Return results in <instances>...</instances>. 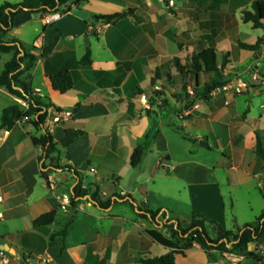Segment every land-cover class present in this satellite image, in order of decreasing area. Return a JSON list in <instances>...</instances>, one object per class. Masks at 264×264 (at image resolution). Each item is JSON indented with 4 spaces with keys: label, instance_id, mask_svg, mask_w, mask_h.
I'll use <instances>...</instances> for the list:
<instances>
[{
    "label": "crops",
    "instance_id": "crops-1",
    "mask_svg": "<svg viewBox=\"0 0 264 264\" xmlns=\"http://www.w3.org/2000/svg\"><path fill=\"white\" fill-rule=\"evenodd\" d=\"M21 1L0 0V5ZM98 1L120 6L121 10L114 13L135 9L139 22L126 17L113 25H99L97 35L93 36L88 34L85 19L74 14L62 16L55 21L62 38L50 55L37 60L32 87L49 99L51 108L66 114L51 132L55 141H61L67 129L83 131L77 141L63 149L62 157L66 160L62 163L81 172L84 178L93 175L92 183L98 185V200L107 205L101 207L85 196L68 213L59 210L57 190L67 187L71 192L78 179L68 172L52 173L50 177L57 187L51 190L40 176V150L30 139V134L40 133H36L31 124L19 122L10 130H0V196L3 198L0 246L9 245V253L18 257L43 255L50 264H143L142 259L165 253V248L154 242L147 231L158 229L170 236L164 226L166 219H178L187 227L194 215L204 216L218 223L224 231H235L253 222L263 211L262 205L257 203L254 207L249 203L247 211L239 215L231 190L229 214L225 213L226 201L217 170L220 168L226 173L229 188L256 179V189L263 199L260 189L263 188L264 163L254 150L256 131L264 130V112L252 121L247 114L239 113L237 96L247 94L245 92L232 95L230 99L224 95L223 104L214 102L218 92L211 93L210 99L204 101L207 106L197 100L189 108L185 107L188 103L185 98L177 104L176 95L168 93L166 107L156 105L148 115L142 96L150 98L154 93L151 81L157 67H162V76L164 71L170 74L171 81L180 76L176 69L174 75L163 69L166 66L163 59L168 57L169 51L174 52V56H169L172 64L174 57H183L185 51L183 44L177 42V36L186 39L189 46L186 52L191 55L199 49L214 48L217 67L228 80L249 81L253 67L264 63V27L255 29L242 15L243 11L251 10L255 0H175L174 13L164 10L163 4L156 6L159 11L155 12L153 0ZM89 4L80 8L92 15L114 14L95 13ZM49 23L48 15H35L15 26L8 38H17L26 47L41 48L43 29ZM87 35L90 42L96 38L102 45L104 55L99 59L91 43L85 42ZM258 41L255 50L239 45H253ZM88 48L93 62L83 67L79 62ZM32 52L39 55L38 51ZM5 55L8 56L4 66L12 58V54ZM65 70L73 73L74 87L62 94L53 89L47 74ZM202 75V82L206 83L210 75ZM184 80L195 83L193 76ZM180 81L183 84L182 77ZM164 82H168L165 77L158 79L155 86L161 85L164 89ZM256 92L260 94L258 90L253 94ZM0 94L3 99L1 126L6 107L15 104L25 107L26 102L10 94L5 87H0ZM76 104L79 107L73 110ZM178 109H183L182 113ZM172 113L178 114L181 125L175 124ZM154 122L159 124V133L148 153L154 155L149 156L154 162L132 168V152L144 142ZM172 124L183 129L199 128L195 152L191 151L193 144L188 139L177 138ZM179 146H183V150H179ZM247 153H253L256 158L245 165ZM161 154H168L165 160L170 162L165 163ZM91 168L95 170L93 173ZM160 169L169 175L158 173ZM65 173L69 177L63 181L59 174ZM155 179H159L160 185ZM171 181L174 187L179 184L188 199L177 196L179 191L173 189ZM252 190L248 188V193ZM138 208L165 210L167 215L159 214L157 226L141 216ZM53 210L57 211L53 224L33 226L37 217ZM64 228L65 238L51 237ZM213 229L217 236L218 229L214 226ZM257 245L256 253L264 258V238ZM212 257L213 261L195 244L184 255H177L175 264H261L241 255L217 251L212 252ZM16 264L21 261L17 259Z\"/></svg>",
    "mask_w": 264,
    "mask_h": 264
},
{
    "label": "trees",
    "instance_id": "trees-1",
    "mask_svg": "<svg viewBox=\"0 0 264 264\" xmlns=\"http://www.w3.org/2000/svg\"><path fill=\"white\" fill-rule=\"evenodd\" d=\"M249 1V0H246ZM89 0H22L18 4L4 2L0 5V54H12V58L5 64L4 69L0 72V87H5L7 91L15 97L27 102L28 107L25 108L20 105H11L6 107L2 112V123L0 130H10L19 122L25 121L31 124L36 133L39 135L30 134V139L33 145L40 150L38 161L40 166V176L49 185V176L52 173L68 172L74 175L78 182L72 187V207L80 202L85 196H89L91 201L105 207L104 204L98 200V185L96 183H89L85 188L84 175L72 168L68 164H63L62 151L66 147L77 141L82 135L83 131L78 129H67L64 138L57 142L52 133L45 127V121L48 115V109L51 108L49 99L40 96L32 87L33 71L39 57L50 55L56 48L62 32L56 22H51L43 29V45L41 48L35 46L26 47L17 38H8L9 32L15 27V17L23 12L33 13L35 15L44 17L54 12H68L75 7L80 8L83 4L88 3ZM243 20L252 23L255 29L263 28L264 24V0H255L252 3L251 10L243 11ZM93 20H86L88 26V34L91 30H95L92 34L97 35V26L99 25H113L126 17H133L139 22V17L136 10L129 8L123 12L108 14V15H93ZM195 43V42H192ZM242 48L247 50H255L259 46V41L256 44H239ZM32 51H38L39 55H35ZM92 54L90 48L87 49L85 55L79 62V65L88 67L92 65ZM173 64L178 74L183 78V90L186 91L188 83L184 80L187 76H193L194 95L187 96L185 99V107H191L197 100L210 99L213 90L220 88L228 83V78L223 74V71L217 67V55L214 48L199 49L191 56L189 64H181L180 58L174 57ZM164 69V68H163ZM162 67H157L154 71L151 87H155L158 79L165 77L167 81H171V75L164 71V76L161 74ZM202 74L210 75L209 80L201 84L200 78ZM54 90L64 94L74 87V76L71 71H59L47 74ZM255 90L257 86L251 85ZM249 87V88H250ZM245 92L250 94V91ZM163 96V90L157 92L154 90L150 96V103L152 107L156 106V98ZM167 102L163 99L162 104L158 107L165 108ZM79 104L73 107L77 110ZM61 111V110H60ZM151 110L147 112L150 115ZM175 131L183 132V128L172 124ZM159 133V124L154 122L153 126L144 137V142L139 143L133 150L130 165L132 168H139L143 164L145 156L151 151V147L156 140ZM183 137L193 142L191 151L195 152L196 141L190 138L183 132ZM255 155L259 157L264 163V130L256 131V145ZM264 173V165L262 168ZM260 193L264 199V179L263 188ZM141 216L147 218L153 224L159 226L157 217L165 210H148L138 208ZM57 220V211L44 213L33 221V226L44 227L53 224ZM209 223L218 229V234L212 238L205 229V224ZM164 226L170 232L167 236L158 229H151L147 231L148 236L159 245L165 248V253L154 258L142 259L143 264H175L177 255H184L186 251L193 248L195 244L199 245L208 255L209 259L213 261L212 252L241 255L247 260L258 261L264 264V258L256 253L254 245L264 238V210L251 223H246L241 228L235 231H224L218 223L205 218L204 216L194 215L187 227H183L178 219H166ZM56 236L66 237V230L54 232L52 238ZM251 247V249H250ZM62 252V248L60 253Z\"/></svg>",
    "mask_w": 264,
    "mask_h": 264
},
{
    "label": "rangeland",
    "instance_id": "rangeland-1",
    "mask_svg": "<svg viewBox=\"0 0 264 264\" xmlns=\"http://www.w3.org/2000/svg\"><path fill=\"white\" fill-rule=\"evenodd\" d=\"M88 3H90L89 5L92 6V8L94 9V12L98 13V14L114 13L115 11L121 10L120 6L115 5L113 3H109V2H101V1H98V0H89ZM88 3H86V5ZM161 4L166 6V7H164V10L169 11L171 13H174V11H173L174 8L169 6V3H168L167 0H153V7H152V8H154L153 10L158 13L159 9L156 6H162ZM83 5H85V4H83ZM168 6H169V8H168ZM260 32H261V30H260ZM178 41L183 44L182 50H184L186 52L188 47H189L188 46V42L186 41V39L184 37H182V36H177V42ZM90 43L94 47L95 56L98 55L96 58L100 57V55H104L102 45L98 44L96 38H92V42H90ZM177 49L178 48L175 46V50L174 51L176 52ZM185 52L182 55L183 57L180 59L181 64H189L190 61H191V56L192 55L190 53H187V52L185 53ZM173 53H174L173 50H171V51L168 52L167 56L168 57L169 56L172 57ZM6 56H8V55L0 54V57H1L0 71L2 69H4V63H5V60L7 59ZM168 57H165L163 59L165 64H166V66L164 67V70H167L172 75H174V72H176L175 71V67L172 64V62L170 61L171 60L170 57L169 58ZM257 67L259 68V71H261L260 76H263L262 73H264V63L259 64ZM254 69H255V67H253V70ZM180 78H181L180 76H175L174 80L163 83V87H164V89H163L164 98L163 99L166 102H168L166 97H165L166 94L168 96H169V94H175L176 97H177L176 101H177V104H178L179 101L182 98L186 99L187 96H191L192 95V94L189 93L190 89H192V91L194 93V83L192 81H190V82L186 81L188 83V85H190L189 86L190 88L187 87V90L184 91L183 90V84L180 81ZM202 81H203V75H201V78H200L201 84L204 83ZM257 87H258L257 90L260 91V94H258L257 92L255 94H253V93H251V94H242V95L237 96V101H236L239 113L241 115H244V114L246 115L247 114L251 118V121L254 120V119H257L264 112V86L258 85ZM152 89H153V87L151 88V90ZM231 96L232 95L229 94V95H227V98L230 99ZM199 100L203 101V103H202L203 106H207V103L204 102L205 101L204 99H199ZM223 100H224V94L216 93V95L214 97V102L218 103V104H223ZM2 101H3L2 95L0 94V104L3 103ZM178 111H179V113H182L183 109H178ZM171 117H172L173 121L175 122V124H177V125H181L182 124V121L178 118V114L177 113H172ZM199 131L200 130H199V128L197 126H192V127H188V128L183 129V132L186 133L190 138L195 139L196 142H198L197 135H198ZM174 132L177 134V136H178L177 138H179V140L186 139V138L183 137V132H179V131H174ZM189 142L191 143V145L193 144V142H191V141H189ZM178 149L179 150H183V146H179ZM161 155L164 158V162L165 163H169L170 162V161H166L165 160V157L168 154H161ZM149 156H154V155L147 154L145 156L144 160H143V164L142 165H145V164H148V163H149V165L153 164L154 161H152V159H150L151 157H149ZM246 156L247 157H246V160H245V165L247 163L250 164L256 158V156L253 153H247ZM157 172L160 173V174H164L165 176L169 175L168 173L163 171V169L157 170ZM217 173L219 175L220 182L222 183V192L224 194L225 201H226V212L225 213L229 214V208H230V202H229L230 193H229V191L230 190L232 191L231 197L233 196V199H234L235 210H236V212L239 215H243L245 213V211H247V209L249 208L250 204L252 206L256 207V204L258 203V204L262 205L263 210H264V201H263V199L261 198L259 192L256 189V187H257V180L256 179H254V178L251 179V181L248 184L241 183V184H239V185H237L235 187H230L229 188V186H228L229 183H228V181L226 179V175H225L226 173H224V171L222 169H220V168H219V170H217ZM163 179L167 180L166 177H164ZM155 180L160 185L159 179H155ZM171 182H172V187H174L173 186L174 182L173 181H171ZM165 184L166 183H164L163 185H165ZM247 186H249V187H247ZM248 188H252L253 189L251 194L248 193ZM173 189L176 190V191H179L180 195L178 194L177 196L180 197V199H182V200L183 199H188V196H187L186 192H184L183 189L180 188L179 184L175 185V187ZM64 193L71 194L70 190H68L67 187H62V188H59L57 190V194H59V195H62ZM205 229H206L207 233L212 238H215V235H214L215 233H214V229H213L212 225H210L209 223H206L205 224ZM254 247L257 250V248H258L257 243L254 245ZM13 258H15V256H13Z\"/></svg>",
    "mask_w": 264,
    "mask_h": 264
},
{
    "label": "built area",
    "instance_id": "built-area-1",
    "mask_svg": "<svg viewBox=\"0 0 264 264\" xmlns=\"http://www.w3.org/2000/svg\"><path fill=\"white\" fill-rule=\"evenodd\" d=\"M169 3L170 7H174V1L175 0H167ZM75 10V7H73V9L71 11L68 12H54L51 14H48V18L50 22H55L58 19H60L62 16L68 15V14H73V11ZM261 72L259 71L258 68H255L254 70L252 69L250 71V78L249 81L247 80H243V79H232L229 80L227 84H225L224 86L217 88L215 90H213L212 94L218 92L220 94H224L225 96L231 94V95H238L244 92L248 91V88L251 85H261L264 86V76H260ZM154 90L157 92L162 91V87L161 85H156L154 87ZM190 94H194L192 89L189 90ZM142 100H143V104L145 107V112L147 114V112L149 110H151L153 107L150 103V98L146 97V96H142ZM163 101V96H160L159 98H156V105L159 106L162 104ZM229 101H226V104H228ZM25 107H28L27 102L25 103ZM65 113L55 110L53 108H49L48 109V115L45 121V127L52 132L54 129V126L58 123L61 122V120L65 117ZM66 159H64L62 157L61 162L65 161ZM162 167V166H160ZM95 170L94 168L90 169V172L93 173ZM49 185H50V189L51 190H55V188L57 187V183L56 181L49 176ZM3 201L2 196H0V206L1 203ZM57 203H58V209L61 210L64 213H68L69 210L72 207V194H68V193H64L62 195H60L57 198ZM0 218H1V214H0ZM13 256H15V258H13ZM19 259L21 261V264H50L49 259L43 255H36V256H24V257H18L16 255H11L8 251L4 250L1 246H0V264H16V260Z\"/></svg>",
    "mask_w": 264,
    "mask_h": 264
},
{
    "label": "water",
    "instance_id": "water-1",
    "mask_svg": "<svg viewBox=\"0 0 264 264\" xmlns=\"http://www.w3.org/2000/svg\"><path fill=\"white\" fill-rule=\"evenodd\" d=\"M73 14L76 15V16H79L85 20H93L94 17L92 14H89L85 11H83L81 8H77L73 11ZM35 16V14L33 13H26V12H23V13H20L18 14L16 17H15V20H14V26H19L27 21H29L30 19H32L33 17ZM94 29L91 30L90 34H93L94 33ZM85 42L86 43H89L90 40H89V35H87L85 37ZM249 91L251 93L254 92V89L252 87L249 88ZM59 177L61 178V180H65L69 177V174H59ZM93 179H94V176L93 175H87L86 178L84 179V186H87L89 183H92L93 182ZM1 247L8 251V252H11V249H10V246L5 244V245H1ZM251 249V247H250ZM14 254V253H13Z\"/></svg>",
    "mask_w": 264,
    "mask_h": 264
}]
</instances>
